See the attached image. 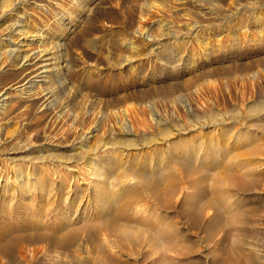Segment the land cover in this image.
Listing matches in <instances>:
<instances>
[{
  "label": "bare ground",
  "instance_id": "1",
  "mask_svg": "<svg viewBox=\"0 0 264 264\" xmlns=\"http://www.w3.org/2000/svg\"><path fill=\"white\" fill-rule=\"evenodd\" d=\"M101 1H103V0H101ZM200 1H202V0H192L193 3L194 2H200ZM231 1L233 4H235L234 0H231ZM237 1L238 0H236V2ZM86 2H87V0H0V213H2L5 216H11L15 209L22 207L23 210H25V213L22 217H19L17 219L13 218L17 224V227L20 228L19 233H17V235L14 234L12 236H9L4 241L0 240V264H35V262H36L35 260L39 259L38 258L39 256H42L44 254L46 255L47 253H51V255L62 260L65 258H67V259L72 258L74 256L75 257H81L80 254L82 252H85V257L90 259V251L88 252L87 249L85 251H82L78 255V252L80 250H82V249H79V251H77L78 249H75L76 248L75 243H76V239H77L78 235L80 236V237L78 236L79 237L78 240H81L83 243H90L92 245V250H94L99 256L108 252V253H112V256H111V254H110V256L113 259V255H115L113 253L117 254L118 250L121 249V251H123L125 249H124V247H123V250H122V248H119V247H118V249L116 248V245L111 241V239H109V238H111V236L108 237L107 236L108 234L104 233L105 227L102 228V230L104 232L102 230L100 231L101 228H100L99 224H102V223L107 225L106 227H109L111 230H112L111 227L113 226L114 227L113 229H115V227H116L117 229H120L121 231L123 230V231L130 232L131 234L135 233L138 235H142V237H145V239H146L145 241L148 245L147 247H149V246L151 247V249L150 248H148V249H150L152 254L157 255L159 264L163 263L165 260H166L165 264H167V262L170 261V258L168 259V255H169L168 253L172 249V245L177 244V247L174 246L176 249L175 253L178 249L181 250V248H178V246L179 245L182 246V244H180V243H183V242H179V244H178V242L176 244L173 242L174 244H172V242L170 240V238L171 237L173 238V236L178 238V236H177L178 233L176 231H178V232L180 231V230H176L175 232L172 231L174 229L173 227L176 225L174 223V221H172V223L175 225H173L172 223H171V225H173V227L170 225V221L173 217H171L170 221L168 220L169 224L166 223V220L163 218V214L161 217L160 215H158V213L154 212V209L156 207L155 208L153 207L154 208L153 211L147 207L149 204L146 203L147 201L145 200V198L144 199L142 198L143 199L142 201H143V203L146 201L145 203L147 204V206L143 205V203H142V205H140L141 203L135 204L133 202L134 203L133 204L132 201L134 199H137V198H133V200H129L128 198H129V196H131V194L129 196L127 195L126 197H128L127 199L129 201L126 202L127 199L125 198L126 203L124 202V199H123V202H124L123 204H121V201L119 203V204L123 205L122 207L120 206L122 208L121 213L116 212V213H119V216L115 217V216L111 215L115 218H110V221H109V219H107L110 216L109 215L110 212L111 211L113 212V210H115L113 208H115L116 207L115 205L117 204L116 199L114 197H112V192L108 191V189H109L108 181L111 179V178L109 179V177L114 176L112 174L117 172L116 169L117 170H120V169L123 170V168L131 166V167H133V168H131L132 170L133 169L136 170L135 169L136 166H133L132 164H134V163H135V165L137 163L141 164V160L139 158L141 152L136 153L135 151L132 152V150H135L137 147L139 148V146L141 148H143L144 146L146 147V146L152 145V144L153 145L154 144H161L162 145L159 147L157 146L153 149L154 153L155 152L158 153V155H161L162 158L155 160L156 162H154V163H152L151 158H150V161L142 162V169L143 170L141 169V171H139V172L137 171V173H136V174H138V176H140V179L147 181L145 183L146 193H143L142 196H145V194H146V196L148 195V197L152 198V200L154 199V202L158 201V203H161L162 205L164 204L167 206L169 205L168 203H171L173 201V199L171 201V196H172L173 188L175 189L176 185H172V184L166 185V183L164 182L163 184H165V185L163 186L162 183H161L162 184L161 185L159 182H157L156 180H153V179L159 178L158 180H161L162 182H163L162 179H164L163 177H165L164 181L165 180L168 181L171 178L173 179L172 176L170 178V174H171L170 172L175 171V169H173V167H172V164L173 163H175L174 165L178 164V163H176V161L179 162V160L181 159V158L177 159V154H178L177 143L180 139L177 138L176 141H174V139H175L174 134H176V136H177L178 134L183 133L185 130L187 132L189 130V126H188L189 124L185 125L186 124L185 121H183L185 123L181 122V124H180V122L172 124V123H170L171 118L168 119L170 121L165 120V119H161L160 116L155 115L154 113H152L151 115L149 114L150 116H148V114L145 113L146 111L143 112L145 110V107H144V110L142 108L143 111H142V114L140 116L138 113L139 109L138 110L134 109L135 111H137L138 116L132 117V114L130 112H132L134 110L132 109V111H130L128 109V108H131V107H129V105L113 107L107 114V117L109 119V120L107 119L108 123L105 122L106 118H104L103 116L97 117L96 122H94L95 124H93L94 126H90L89 122H88L89 123L88 125L83 124V126H75L72 123L73 119L75 121V120L80 118V117L78 118V116L80 114L78 115L77 114L78 112L76 114H74L73 112L69 111L70 109L68 110L67 107H68L69 101L70 100L72 101V98H70L69 95L64 96L66 90L69 89V87H68L69 82L66 83V78L69 76L68 74L70 73V71L72 70V68L74 66L73 63H71L70 58L74 57L73 58L74 62H75V60H76V62H78L80 59L82 60V61L80 60L81 62H78V63H80L81 67L78 69L75 68L76 73L78 72L77 75L80 77L79 79L81 82L80 84L78 83L80 86H76V87H80L81 91H84V90L86 91V89L88 87H90V85L92 84L93 80L97 77L99 78L100 75L102 73H104L101 71V69H100L101 67L99 66L100 67L99 68L98 65H96L97 63L96 64L95 63L94 64L88 63V60L85 61L84 59H82L83 56H85L84 58H86V57L89 58L90 56H92L91 54L89 56V54L87 53L90 50L87 49V52H86V50L84 51L83 49L82 50H77V49L75 50L72 48V45L70 44V37H71L70 35L74 31H76L78 24L84 18H86L87 14L92 9V8L90 9V6H84V3H86ZM96 3H95V5H96ZM155 3H156V1H155ZM160 3H162V1ZM114 4H112V6H110V7H116L117 6V4H116V6H114ZM172 4H174V2ZM237 4L238 5H236V6L234 5L236 7L235 10H234V8H231V7H227V8L223 7L224 11H225L224 14H222V16H219L220 19L217 22L214 21L215 23H217V28L219 27L218 31L214 32L215 35L213 34L216 37V39L218 38V35H221L223 33L225 34L229 21L233 22L232 20L234 19V14L237 17H240V15L246 13V8L239 3H237ZM149 5H151V4H149ZM154 5L156 6V4H154ZM96 6H94V7H96ZM155 6L145 7V4H144V7H142V8L140 7L141 10L139 13L138 20L136 21V25L134 26V28L132 30V37L138 38V39H140V41H142L144 43V45H145L144 47H146V49H148V51H147L148 54L146 52H143V53H146V55H143L142 57L141 56L136 57V58H134L135 56L127 57V55L125 57L122 54V56H124L125 58L116 64V66L120 72V78L122 80L126 81V83H130V82L136 83V82L143 81L145 79H156L159 81L163 80L164 83L165 82L167 83L170 79L179 80V79H182L183 76L188 75L190 73H193L194 71H200V70H203L207 67L210 68V66L213 63L215 64L217 62V59L219 57H224L226 55L225 53L221 52V49H220L221 44L219 43V41H221V40H219V39L215 40L216 42H214L212 44L210 43L211 45L208 48L204 47L206 49H204L205 51L203 53H200V54L193 53L192 54L191 51L193 52L194 50L189 51V49L187 47L189 44H191V42L193 41L194 38L190 39L191 37H189L187 39L174 38V40L171 38L173 41H171L170 43H167L169 45L166 47L169 50V54L167 56H163L162 51L159 50L161 48L158 49L159 45L163 44V43H161L162 42L161 39H156L155 36H153L148 31L150 29H147L145 31L144 25H143L144 21L146 19V16L149 14H152L150 12L155 10ZM158 7H160V6H158ZM211 7L212 8H206V9L208 11H213V9H215L216 5L211 4ZM221 7H222V5H221ZM261 7H263V6H261ZM261 7H260V10H261ZM180 9H181V7H180ZM194 9H196V8H194ZM202 9H203V7H202ZM202 14H204V13H202ZM197 15H198V13H197ZM211 15H213V13ZM215 15L217 16V14H214V16ZM90 18H92V17H90V14H89V19ZM207 18H209V16ZM252 18H253L254 22L256 23V26H257L255 28L256 30L255 29L251 30V33L249 34L250 35L249 38L245 37L247 35L243 34V30L241 32L238 30L240 32V34H239L240 36L237 38V40L235 39L236 40L235 44H238L239 43L238 41H240V42L246 43L247 46L249 44H253V46H256L259 49H262L264 47V34H261L258 39H255V38L259 33L264 32V14H260V11H259V13H255L252 16ZM215 19H213V20H215ZM90 21H92V20H90ZM155 22L158 26L162 27V22H163L162 20H157V21L155 20ZM82 23H83V21H82ZM84 24L86 25L87 23H84ZM83 25H82V27H83ZM251 25H252V23H251ZM206 26H207V24H206ZM246 26H248V25H246ZM164 27H165L164 29H166V30L170 28L167 23L164 25ZM200 27H201V24H199V22H195L193 24L186 23L184 26L185 31H187V34L189 36L193 35L195 32H198V30H200ZM239 27H240V25H239ZM236 28H237V25H236ZM243 28H244V26H243ZM83 29H84V27H83ZM83 29H79V30H81L80 31L81 33H83V31H82ZM247 33H249V32H247ZM162 35L163 34H159L158 38ZM84 36H86V34L83 35V37ZM87 36H88V34H87ZM120 38L121 37H119L118 39H120ZM219 38L221 39V37H219ZM126 39H128V38H126ZM86 40H88V39H86ZM116 42L115 43L113 42L112 44L113 45L117 44ZM80 43H81V41H80ZM122 43H123V41H122ZM207 44H206V46H207ZM107 45H108V43H107ZM132 45H133V40H129L127 42H124V45L122 47L127 48V50L131 49L130 51L132 52V50H134L131 48ZM155 45H158L157 49L159 51H157V52H156V48L154 47ZM97 46H99V45H96V48H97ZM109 46H111V44ZM223 46L224 45H222V48H223ZM78 47H79V44H78L77 48ZM91 47H92V45H91ZM81 48H83V47L81 46ZM84 48H88V47H84ZM119 49H121V48H119ZM146 49H144V50H146ZM164 49H165V47H164ZM199 49L200 48H198V51H199ZM133 52L135 53V51H133ZM109 53H111V52H109ZM190 53H191V56H189ZM133 61L135 62L134 65L131 64ZM151 64L154 66L153 68H151V66H152ZM108 68H111V67L108 66ZM145 68H146V70L150 69V71H148V72L144 71ZM113 69H114V67H113ZM205 71H207V70H205ZM216 71H215V73H216ZM195 75H197V74H195ZM95 76H97V77H95ZM75 77H77V76L75 75ZM216 77H218V76H216ZM68 78H67V81H69ZM101 78H102V75H101ZM187 78H189V77H187ZM72 79H74V78H72ZM219 79L221 80V78H219ZM242 79H243V77H242ZM227 80H229V79H227ZM238 80H240V79H238ZM248 80H249V78H248ZM70 82H71V80H70ZM216 82H218V81H216ZM216 82H214V84ZM257 83H259V82H257ZM78 84H76V85H78ZM251 84H254L253 79H252ZM199 85H202V83L200 84V82H199ZM203 86H205V85H203ZM94 87H95V85H94ZM195 87H197V86H195ZM258 87H259V85H258ZM92 88H93V86H92ZM92 88H91V91H93ZM122 88H124V87H122ZM224 88H225V86H224ZM236 88H237V86H236ZM76 89H78V92H79L80 89L79 88H76ZM206 89H207V87H206ZM193 90L197 91L196 88ZM219 90H221V89L219 88ZM226 90H228V89H226ZM224 92H226V91H224ZM240 92H241V90H240ZM250 92H252V91H250ZM67 93H69V92L67 91ZM98 93H96V95ZM197 93L200 94V92H197ZM242 93H243V91H242ZM91 94H93V93L91 92ZM237 94H239V93H237ZM81 95H83V94H81ZM87 95H88V93H87ZM122 95H120V97L124 98V97H122ZM220 95H222V94H220ZM242 95H245V94H242ZM240 96H241V94H240ZM95 98H94V100H95ZM98 98H100V97H98ZM197 98H199V96ZM248 98H250V97H248ZM76 99H78V98H76ZM199 99H201V97ZM253 99H254V97H253ZM104 100L105 99H103V102H104ZM202 101H204V100H202ZM133 102H134V100H133ZM133 102H132V104H133ZM168 102H169V100H168ZM243 102H244V100H243ZM249 102H250V100H249ZM97 103H99V102H97ZM217 103H219V102H217ZM235 103L237 104V101ZM86 105L88 106V104H86ZM137 105H140V103ZM199 105H202V104H199ZM220 105H223V103ZM239 105H242V104H239ZM254 105H255V103H254ZM254 105L249 104L248 107H251ZM142 106H143V104H142ZM146 106H148V104H146ZM211 106H213V105H211ZM233 106H234V104H233ZM256 106H254V108ZM69 107H71V106H69ZM133 107L136 108L135 106H133ZM137 107H140V106H137ZM206 107H207V105H206ZM259 107L264 108V102H262V104L259 105ZM209 108H207V109H209ZM242 108L243 107H241V109ZM261 108H260V110H261ZM77 109H79V108H77ZM213 109H214V107H213ZM238 109L240 110V107ZM245 109L241 110V111H239V110L233 111L229 115L226 114L227 112L225 114L219 113V114H216L214 116L207 117V118L202 117L203 116L202 115L201 116L202 119L199 118V116H193L194 123H192L190 121L191 122L190 128L196 129L198 131V135H200L201 133H202V135L207 134V137L205 139H203L204 136L200 137V141L191 147V153L190 154L187 151V148L183 147L182 160H180V161H182L181 163L183 165H184V163L189 165V166H187V165L184 166L188 171L196 172V173L199 172L201 174L205 173V176H207L206 173H208V170L204 169L205 165L211 164V163L217 164L219 161V164L226 165V168H223L225 170L229 169V167H231V168H233L234 166H236V168L238 167L239 170H241L240 172H243V173L239 172V174H238L237 171H239V170L236 169L235 171L237 172V174L239 176L241 174L242 175L244 174L246 176L254 177L255 179H258V180L259 179L261 180L264 177V155H261L264 153L261 152L260 155H258V157H254L255 156L254 154H256L254 152V148H255V146L258 145V141L262 142V140H263V142H264V139L261 137V136H263L262 131L261 130L255 131V130H251L250 128L245 130V131L241 130V129L238 130L239 125H242L243 122H245L247 124H250V122H251L252 126L258 125L256 123H255L256 125L253 124V122H257V123L262 122L263 123L264 122V112H263V115H258V116L256 115L257 117H252V116L248 115V111L246 113ZM91 110H92V108H91ZM209 110H211V109H209ZM234 110H236V109H234ZM85 111H84V113H85ZM204 111L206 112V110H204ZM211 111H209V112H211ZM251 111H255V110L252 109ZM99 112L102 113V111H99ZM218 112H220V111H218ZM79 113H81V112H79ZM135 113L136 112H134V114ZM140 113H141V111H140ZM97 114H95V115H97ZM249 114H251V113H249ZM260 114H261V112H260ZM90 117H88V118H90ZM203 118H206V119H203ZM177 119H176V121H177ZM82 120H85V118L83 116L81 117V122H82ZM186 121H187V119H186ZM84 123H86V122H84ZM138 125H140L143 129H145V128L149 129L150 127H152L153 130L156 132V134H155L156 137L154 138V136H152L150 134H141V132H139L140 134H138L137 131H139V129L137 130V128H136ZM243 125H245V124H243ZM228 126H231V128H230L231 133H229L230 135H227L228 134L227 133ZM146 129H145V132H146ZM194 129H192V130H194ZM204 129H206L205 132H204ZM150 130H148V131H150ZM201 131H203V132H201ZM233 132H234V134H236L235 137L233 136L234 137V144H236V143L240 144L238 146V149L242 148V149L247 151V152H245L246 154L242 155L243 153L241 152L242 151L241 150L240 155H242V156H239L238 158L234 155L236 152L235 153L233 152L234 154L231 152L229 155L232 154L233 156L236 157V158L234 157L235 159L232 158V155L227 157L228 155L223 153L233 143V137H231V134H233ZM190 136H192V135H190ZM223 136H225V137H223ZM178 137H180V136H178ZM196 137H197V135H196ZM171 138H174V139L171 140ZM189 139H190V137H189ZM260 139H262V140H260ZM218 140H220V142H218ZM213 141H215V143H213ZM203 142L204 143L207 142V143L202 144ZM261 144H260L259 148L264 143L262 145ZM179 148H181V147H179ZM257 148H258V146H257ZM261 149H262V147H261ZM244 150H243V152H244ZM237 155H239V152H237ZM164 156L166 158H169L170 162L167 161V162H169L168 164H165V162L163 161ZM208 166H206V167H208ZM183 168H181V170ZM219 168H221V167H219ZM219 168L216 169V166H215V169L218 171H220ZM129 169H130V167H129ZM137 169H139L138 166H137ZM207 169H209V168H207ZM223 169H221V170H223ZM225 170H223V171H225ZM231 170H228V171L231 172ZM183 171H185V170H183ZM218 171L213 170V172H216L217 174L219 173ZM134 172H136V171H134ZM236 172H234V170H233L234 175ZM223 173L225 175L227 173V171H226V173L225 172H223ZM187 174H188V172H187ZM191 174L192 173H190L189 175L191 176ZM171 175H173V174H171ZM218 175H220V177H221L222 174H218ZM124 176H125V174H124ZM127 176H128V172H127ZM211 176H209V177H211ZM202 177L204 179L203 175H202ZM209 177H206L205 180L209 179ZM220 177H218V179L216 178L215 181L217 182V180H219ZM121 178H124V177L121 176ZM177 178L173 179V181L174 180L177 181L176 180ZM224 178H223V181H224ZM134 179L135 178H132L133 182H134ZM211 179H213V178H211ZM249 179H251V178H249ZM220 180H222V179H220ZM170 181L172 182V180H170ZM133 182L128 181V183L124 184L125 186H123V190L124 191L128 190V192H129V190L131 191L132 189H134V191H133V194H134L135 189H139V188H137V186L135 184H134L135 186H133L132 185ZM135 182H136V180H135ZM218 182H220V181H218ZM262 182H264V181H262ZM182 183H179V184H181V186H180L181 189L176 187L178 190H180V191H176V192H178V196H177L176 200H180V204H179L180 206H186V205H189V206L193 205L194 206V205H196L197 209L201 210V209H204V206H209V205H213V204L218 206V201H220V204H221V200H223V202H225V201H227V198L229 196H230V198L232 196L231 195L232 191L231 190H230L231 192L228 191L229 189H232V188H227L228 189L227 192L223 193V196L220 197L221 200H219L220 198L217 200V198L215 197L216 195H214V193H213L214 192V190H213L212 194L214 196H211L208 199L206 198V200L203 201L204 200L203 196L200 193V191H202L203 188L202 189L200 188L201 190L199 191V188L197 189V186H196V188H194V186H192L196 190L189 191L188 187L191 188V186H189V185H194L196 182H194V183L192 182L193 184L190 183L188 185V187H185L184 185H183L184 187H182ZM197 183H198V181H197ZM199 183H201V182H199ZM209 183H211V182L209 181ZM256 183H258V182L256 181L255 184ZM260 183L261 182H259V184ZM115 184H116V182H115ZM179 184H178V187H179ZM216 184L217 183L214 184L213 180H212L211 185L219 186L218 188L216 187L214 189H219L221 186L216 185ZM218 184H221V183H218ZM137 185H138V183H137ZM185 185H186V183H185ZM211 185H209L210 188L213 187ZM226 186L228 187L227 184H226ZM141 187H142V185H141ZM198 187H200V186H198ZM203 187H204V185H203ZM193 188H191V189H193ZM224 188H226V187H224ZM73 190L78 193L75 196L76 199H77V197H79V195H81V196L78 199L77 208L75 207L74 212L72 214V212L68 210V207L73 206L74 202L71 200L70 201L67 200V197H68L69 193H71L70 191H73ZM141 191L138 190V193L141 194L140 193ZM223 191H221V192H223ZM225 191H226V189H225ZM136 192H137V190H136ZM144 192H145V190H144ZM173 192H175V190ZM138 193H135V194L138 195ZM209 193L211 195V192H209ZM55 194H59L62 198L64 197V199L62 200L63 202L61 201L60 203L55 204V205L61 206L59 208L60 211H56L53 215L49 216L48 210L51 209V207L49 209H48L49 206L42 207L43 212L39 211L38 207L34 208L33 205L36 204V202H40L43 200H45L47 204H49V203L54 204L56 199H53L52 201H50V199H51V196H54ZM135 194L133 196H135ZM175 195H177V194L175 193ZM204 195H207V194H204ZM139 196L141 197V195H139ZM234 196H235V198H237L236 195H234ZM175 197H174V199H175ZM204 197H206V196H204ZM233 197H232V199H233ZM150 198H149V200H150ZM230 198H229V200H230ZM146 199H147V197H146ZM152 200H150V201L152 202ZM130 201H131V203H130ZM134 201L138 202V199L134 200ZM148 203H149V201H148ZM174 203H177V202H174ZM174 203H172V204H174ZM233 203H235V202H233ZM30 204H33L32 205L33 207ZM155 204L158 205L157 203H155ZM222 204L220 206H222ZM215 205H214V209H216V207H217V206L215 207ZM158 207H159V205L157 206V208ZM234 207L236 208V206H234ZM121 208H119L117 210H120ZM208 208L209 207H206V209H208ZM217 208L219 209V206ZM224 208L226 209L227 207H224ZM221 209H219V211ZM231 209H232V206H231ZM188 210H189V208H188ZM185 211H187V210H185ZM190 211H191V209H190ZM229 211H231V210H229ZM157 212H159V211H157ZM208 212H210V210H208ZM226 212H227V209H226ZM116 213L114 212V215ZM195 213H197V212H195ZM200 213H202V212H200ZM186 214H189V213L187 212ZM192 215H194V214H192ZM228 215H229V213H228ZM238 215H239V212H238ZM199 217H201V216H198V218ZM167 219H169V218H167ZM213 219H215V218H213ZM221 219H223V218H220V220ZM225 220H226V218H225ZM227 220H229V219H227ZM182 221H184V220H182ZM202 221H205V220H202ZM1 222H3V220ZM197 222H199V221H197ZM215 223H217V221ZM229 223H230V220H229ZM223 224L225 226V223H223ZM212 225L211 226L209 225L210 228L213 227ZM90 226L91 227L93 226V231L90 230V228H89ZM101 227H102V225H101ZM98 228H100V229H98ZM183 228H185V227H183ZM10 229L12 230V228H10ZM110 229L107 228L106 231L110 230ZM4 230H5V228H4ZM210 230L212 232V228ZM13 231H14V229H13ZM27 231H30V233H31L30 235H33V237H35V235H37L38 237L36 236L37 238L35 237V239H38V238L43 239L44 241H46V243L41 244V245L38 244L39 242H37V241H34V242H36L34 244L30 243V241L28 240L29 236L27 237V235H28ZM6 232H8V231H6ZM110 232H113V231H110ZM183 232H185V230ZM53 233H54V235H53ZM116 233H117V231L114 234H116ZM118 233H119V231H118ZM207 233H209V231H207ZM121 235L126 236V232H125V234H121ZM180 235L181 234H179V236ZM125 236H123V237H125ZM132 236H133V234H132ZM33 237H32V239H33ZM127 237H129V236H127ZM135 237H136V235H135ZM179 238H182V237H179ZM137 239H140V238H137ZM30 240H31V238H30ZM131 240H133V239H131ZM134 240H136V239H134ZM140 241H144V239L140 240ZM176 241H178V240H175V242ZM180 241H181V239H180ZM116 242L117 241H115V243ZM126 243L130 247V245H129L130 243L129 242H126ZM136 243H138V242H136ZM91 245H89V247ZM118 245H119V243H118ZM181 246H179V247H181ZM130 248H128V249H130ZM141 250H142V248H141ZM121 253H123L125 255L124 252H121ZM82 254H84V253H82ZM117 255H119V254H117ZM117 255H115V256H117ZM177 255H178V253H177ZM169 256H172V255L170 254ZM173 256H174V254H173ZM82 258H84V257H82ZM82 258H80V259H82ZM105 258L108 259L110 257L105 256ZM2 259H5V261H2ZM91 259H92V256H91ZM98 259L101 260L100 257ZM112 259H110V260H112ZM84 260H82V261H84ZM100 260H99V262H100ZM42 261H45V258ZM95 261L97 262V257H96ZM102 261H103V259H102ZM113 261H114V259L111 261V263ZM46 262H47V258H46ZM48 262H50V264H51L52 261H48ZM65 262H67V261H65ZM43 263H45V262H43ZM53 263L54 262H52V264ZM62 264H65V263L62 262ZM82 264H84V263H82ZM86 264H88V262Z\"/></svg>",
  "mask_w": 264,
  "mask_h": 264
},
{
  "label": "rangeland",
  "instance_id": "2",
  "mask_svg": "<svg viewBox=\"0 0 264 264\" xmlns=\"http://www.w3.org/2000/svg\"><path fill=\"white\" fill-rule=\"evenodd\" d=\"M105 1L104 0L103 1H101V0H87V2L84 3V6H90V9L92 8L93 10L92 9L90 10V12L87 14L88 17L86 16V18H84L82 20L83 23L81 21L78 24L76 31H74L70 35L71 36L70 37V44L72 45V48L73 49H75V50L76 49L77 50H82L83 49L84 51L86 50V52H87V49L90 50L87 53L89 54V56H90V54L92 56H90L89 58L88 57L84 58L85 56H83L82 59H84L85 61L88 60V63H93V64L94 63L95 64L97 63L96 65H98V67L100 66L101 68L100 67L99 68L101 69L102 72H104V73L101 74L102 75V78H101V75H100L99 78L97 76H95L97 78H95L93 80V82L90 85V87H88L86 89V91L85 90L84 91H81L80 87H76V86H80L79 84L81 83L80 82V79H79L80 77L77 75L78 72L76 73V69H78V68L81 67L80 66V63H78V62H81L82 60L80 59L81 61L79 60L78 62H76V60L74 59L75 62H76L75 63L73 61V58L74 57L70 58L71 59V63H73V65L75 67L73 66L72 70L68 74L69 75L68 76L69 78L68 77L67 78H68L69 81H67V78H66V83L69 82L68 83L69 89L66 90L64 96H68L69 95V97L72 98V101L71 100L69 101V104H68V107H67L68 110L70 109L69 111L70 112H73L74 114H76L77 112H78L77 113L78 115L80 114L79 116L77 115L78 118L80 117L79 119H77L75 121H74V119L72 120V123L75 126H83V124L84 125H88L89 123H90V126H94L93 124H95L94 122H96L98 116H103L104 118H106V121L105 122L108 123V120L109 119L107 117V114L115 106L119 107V106H127V105H129V107H131V108H128L130 111H132V109L133 110L134 109L135 110H138L139 109L138 110L139 116L142 114V111L144 110V107H145V110L143 112L146 111L145 113L148 114V116H150L152 113H154L155 115L160 116L161 119L168 120V119L171 118L170 119L171 121L170 120H168V121H170V123H172V124L173 123L174 124L175 123H179V122L181 124V122H183V121L186 122L185 125H188L189 124L188 125L189 126V130L187 132H186V130L184 132L182 131L183 133L178 134L177 136H176V134H174L175 135L174 136L175 139L174 138H171V140L174 139V141H176L177 138L180 139L178 141V143H177V147H178L177 159H180L181 158L180 160H182L183 147H186L187 148V151L190 154L191 153V147L193 145L197 144L200 141V137L204 136L203 139H205L207 137V134H203L202 135V133H201L200 134L201 136H200V135H198V131L196 129L190 128L191 122L194 123L193 116H199V118L202 119V117H206L207 118V117H211V116H214L216 114H219V113L220 114H223V113L225 114L227 112L226 114L229 115L233 111H238L239 110L238 109L239 107H240V110L239 111L244 110L246 108L245 109L246 110V113L248 111V115H250L252 117H257L258 115H263L264 108L259 107V105H261L262 102H264V47L262 49H259L258 47L253 46V44H249L247 46L246 43H244V42L238 41L239 42L238 43L239 45L238 44H235V42H236L237 38L240 36L239 34H240V32L242 30H243V34L244 35H247L245 37L246 38H249L250 37L249 34L251 33V30H254L257 27L256 26V23L254 22V20L252 18V16L255 13H259V11H260V14H264V0H238L237 2H236V0H234V3L235 4H233L231 0H219V1L218 0H202L200 2H194V3L192 2V0H134V1L133 0L132 1L131 0H105ZM155 1H156V3H155ZM161 1H162V3H160ZM173 2H174V4H172ZM95 3H96L97 6L95 5ZM237 3L243 5L246 8V13L240 15V17H237L234 14V19L232 20L234 23L231 22V21H229L228 27H227V30H226L225 34L223 33L221 35H218V38L217 39L221 40V41H219V43L221 44L220 45L221 52L225 53L226 55L224 57H219L217 59V62L215 64L213 63L210 66V68L207 67V68H205L203 70H200V71H194L195 73L193 72V73H190L188 75H185V76L182 77V79H179V80L170 79L167 83L165 82L166 84L164 83L163 80L162 81H159V80H156V79H145L143 81L136 82V83H132V82L129 81L131 83L130 84V83H126V81H124V80H122L120 78V72H119V70H118V68L116 66V64L119 61H121L122 59H124L126 57V55H127V57L135 56L134 58H136V57H140V56L142 57L143 55H146V53L148 54V52H147L148 49H146V47H144L145 46L144 43L142 41H140V39L133 38L132 37V30H133L134 26L136 25V21L138 20L139 13H140V10H141L140 7L141 8L144 7V4H145V7L155 6L154 4H156L155 10H153L152 12H150L152 14H149V15L146 16V19H145L144 24H143L144 25V30L146 31L147 29H150L148 31L153 36H155L156 39H161V41H162L161 43H163L164 45L163 44L162 45H159V47H158V45H155L154 47L156 48V52L160 50V51H162L163 56H167L169 54V50L166 48L169 45L167 43H170L171 41H173L174 38H180V39H182V38L183 39H187L189 37H191L190 39L194 38L193 41L191 42V44H189L187 48L189 49V51L194 50L193 52L191 51L192 54L193 53H195V54L203 53L205 51L204 49L208 48L212 43L216 42L215 40H217L216 37L214 36L215 35L214 32L215 31H218L219 27L217 28V23H215V22H217L220 19L219 16H222V14H224V12H225L224 11V8L231 7V8H234V10H235V8H236L235 6L238 5ZM112 4H114V6H116V4H117V6L116 7H110V6H112ZM149 4H151V5H149ZM211 4H215L217 8L215 7V9H213V11H208L206 8H212L211 7ZM221 5H222V7H221ZM260 5L263 6V7H261ZM94 6H96V7H94ZM158 6H160V7H158ZM182 6L183 7L185 6V7L183 8ZM180 7H181V9H180ZM202 7H203V9H202ZM260 7H261V10H260ZM194 8H196V9H194ZM197 13H198L199 16L197 15ZM202 13H204V14H202ZM212 13H213V15H211ZM89 14H90V17H92L90 19H89ZM214 14H217V16L216 15L214 16ZM208 16H209V18H207ZM213 19H215V20H213ZM90 20H92V21H90ZM155 20L156 21L157 20H162L163 21L162 22V27L158 26L156 24ZM195 22H199V24H201L200 30H198V32H195L196 33V34L194 33L195 35L193 34V35L189 36L187 34V31H185L184 26H185L186 23L193 24ZM84 23H87L86 24L87 26ZM166 23L170 27L167 30L164 29L165 28L164 25ZM251 23H252V25H251ZM206 24H207V26H206ZM82 25H83L84 29H83ZM236 25H237V28H236ZM239 25H240V27H239ZM246 25H248L249 27L246 26ZM243 26H244V28H243ZM79 29H83L82 30L83 33H81L80 32L81 30H79ZM247 32H249V33H247ZM85 34H86V36L83 37V35H85ZM87 34H88V36H87ZM159 34H163V35L158 38V35ZM261 34H264V32L263 33H259L256 36L255 39H258ZM119 37H121V38L118 39ZM219 37H221V39ZM85 38L88 39V40H86ZM126 38H128V39H126ZM129 40H133V45H132L131 48L134 49V50H132V52L135 51L136 54L134 52L132 53L130 51L131 49L127 50V48L122 47L124 45V42H127ZM80 41H81V43H80ZM122 41H123V43H122ZM113 42L114 43L116 42L117 44H114L113 45L112 44ZM107 43H108V45H107ZM78 44H79V47L77 48ZM110 44H111V46H109ZM206 44H207V46H206ZM91 45H92V47H91ZM96 45H99V46H97V48H96ZM222 45H224L223 48H222ZM81 46L83 48H81ZM84 47H88V48H84ZM157 47H158V49L161 48L162 50L161 49L158 50ZM164 47H165V49H164ZM204 47H206V48H204ZM119 48H121V49H119ZM198 48H200L199 51H198ZM144 49H146V50H144ZM137 50L138 51L140 50V51L138 52ZM109 52H111V53H109ZM143 52H146V53H143ZM191 53L189 54V56H191ZM122 54L125 57L122 56ZM131 64L134 65L135 62L133 61ZM108 66L111 67V68H108ZM112 66L114 67V69H113ZM153 67L154 66L152 65L151 68H153ZM150 69H147L146 70V68H145L144 71L148 72V71H150ZM205 70H207V71H205ZM215 71H216V73H215ZM74 74L78 78L75 77ZM195 74H197V75H195ZM216 76H218V77H216ZM187 77H189V78H187ZM242 77H243V79H242ZM72 78H74V79H72ZM219 78H221V80ZM248 78H249V80H248ZM227 79H229L230 81L227 80ZM238 79H240V80H238ZM252 79H253V83L254 84H251L252 83ZM70 80H71V82H70ZM216 81H218V82H216ZM254 81L256 83L259 82V83H257L259 85V87H258V85ZM199 82H200V84L202 83V85H199ZM214 82H216V83L214 84ZM76 84H78V85H76ZM94 85H95V87L97 89L94 87ZM203 85H205V86H203ZM92 86H93V88H92ZM195 86H197V87H195ZM224 86H225V88H224ZM236 86H237V88H236ZM122 87H124L125 89L122 88ZM206 87H207V89L208 88L209 89L211 88L210 89L211 91L209 89L207 90ZM76 88H79L80 89L79 92H78V89H76ZM91 88H92L93 91H91ZM195 88L197 89V91L196 90H193ZM219 88L221 90H219ZM226 89H228V90H226ZM240 90H241V92H240ZM67 91L69 93H67ZM224 91H226V92H224ZM242 91H243V93H242ZM250 91H252V92H250ZM91 92L93 94H91ZM197 92H200V94L197 93ZM87 93H88V95H87ZM96 93H98L99 95L98 94L96 95ZM217 93L219 95L220 94H222V95L219 96ZM237 93H239V94H237ZM81 94H83V95H81ZM240 94H241V96L243 98L240 96ZM242 94H245V95H242ZM120 95H122V97H124V98H121ZM198 96H199V98L201 97V99L197 98ZM75 97L78 98V99H76ZM98 97H100L101 99L98 98ZM248 97H250V98H248ZM253 97H254V99H253ZM94 98H95V100H94ZM103 99H105L104 102H103ZM133 100H134V102H133ZM168 100H169V102H168ZM202 100H204L205 102L202 101ZM235 100L237 101V104L235 103L236 102ZM243 100H244V102H243ZM249 100H250V102H249ZM97 102H99V103H97ZM132 102H133V104H132ZM217 102H219V103H217ZM139 103H140V105H137ZM216 103L220 107L222 106L223 108L222 107L220 108ZM222 103H223V105H220ZM248 103L249 104H253V105L255 103L254 106L257 105L255 107L256 109L254 108V106L248 107V105H249ZM86 104H88V106ZM142 104H143V106H142ZM146 104H148V106H146ZM199 104H202V105H199ZM233 104H234V106H233ZM239 104H242V105H239ZM132 105L135 106L136 108H134ZM206 105H207V107H206ZM211 105H213V106H211ZM69 106H71V107H69ZM137 106H140V107H137ZM213 107H214V109H213ZM241 107H243L244 109L243 108L241 109ZM77 108H79V109H77ZM91 108H92V110H91ZM142 108H143V110H142ZM207 108L211 109L212 111L209 110V109H207ZM260 108H261V110H260ZM234 109H236V110H234ZM252 109H254L255 111H251ZM135 110L132 111V112H130L132 114V117L138 116V113ZM204 110H206V112ZM84 111H85V113H84ZM99 111H102L103 114L100 113ZM140 111H141V113H140ZM209 111H211V112H209ZM218 111H220V112H218ZM79 112H81V113H79ZM134 112H136V113L134 114ZM260 112H261V114H260ZM249 113H251V114H249ZM95 114H97V115H95ZM82 116L85 118L86 121L85 120H82V122H81V117ZM88 117H90V118H88ZM206 118H203V119H206ZM176 119H177L178 122L176 121ZM186 119H187V121H186ZM84 122H86V123H84ZM185 122H183V123H185ZM255 123L258 124V125L257 126H254V125L252 126L251 125V122H250V124H247V123L243 122V124H245V125L242 124V125H239L240 128L238 126L237 127H238V130L241 129V130H244V131L247 130V129H249V128L251 130H255V131L261 130L262 131V135L264 136V129H263L264 128V122L263 123L262 122L261 123L260 122H258V123L257 122H253V124H255ZM139 126L140 125H138L136 127L137 130L139 129V131H137L138 134H140L139 132H141V134H150V135L154 136V138L156 137L155 136L156 132L153 130L152 127H150L149 129H146L145 128L146 129V132H145V129H143L141 126L140 127ZM230 128H231V126H228V128H227V133L228 134L227 135H230L229 133H231ZM192 129H194V130H192ZM148 130H150V131H148ZM205 131H206V129H204V132ZM201 132H203V131H201ZM190 135H192V136H190ZM196 135H197V137H196ZM235 135L236 134H234V132H233V134H231V137H233V136L235 137ZM178 136H180V137H178ZM263 136H261V137L264 139ZM189 137H190V139H189ZM223 137H225V136H223ZM234 137H233V143L223 153L227 154L228 155L227 157H229V156L232 155V154L229 155L231 152L232 153L233 152L234 153L236 152L235 154L234 153L233 154L238 158L239 156H242V155L246 154L245 152H247V151L244 150V149H242V148L241 149H238V146L240 144H238V143H236L237 145L234 144ZM260 140H262V139H260ZM215 141H213V143H215ZM218 142H220V140H218ZM205 143H207V142H205ZM205 143L203 142L202 144H205ZM261 143L262 144L264 143L263 140H262V142L258 141V145H257L258 148H257V146H255L254 152L256 154H254L255 155L254 157H258V155H260L261 152L264 153V144L262 145ZM260 144L262 145L261 146L262 149H261V147L259 148ZM157 146L159 147V146H162V145L161 144H154V145L152 144V145H148L146 147L144 146L143 148H141L139 146V148L138 147L136 148L137 150L136 149L135 150H132V152L135 151L136 153L137 152H139V153L141 152L140 153V157H139L140 160H141V164L140 163H137L136 165H135V163L132 164L133 166H136L135 167L136 170H134V169L132 170L131 168H133V167H131V166H129L131 170L129 169V167H125V168H123V170L120 169L122 172L120 170H117L116 169L117 172H115V173L112 174V175H114V176H112L113 178L112 177H109V179L110 178L111 179L108 181V187H109L108 191L109 192H112V197H114L116 199V203L117 204L115 205L116 207L113 208L115 210L112 209L113 212L112 211L110 212V214H109L110 216L107 219H109V221H110V218H115L116 216H119V213H121V210H122L121 207L123 206L121 204H123L126 201V199L128 198V197H126L127 195L129 196L131 194V196H129V198H128L129 200H133V198H137L139 203L136 202V201H134V200H137V199H134L132 201V203L133 202L135 204L136 203L137 204H140L141 203L140 205H142V203H143L142 200L145 198V200L147 202L145 200L144 201L147 204H149V205L147 206V204L145 202L143 203V205L147 206L152 211L156 207L155 208L156 210L154 209V212L158 213V215H160L161 217H162V214H163V218L166 220V223H168V224H169V221H170L171 217H173L171 219V221H170V225H171L172 221H174V223L177 226L172 223L173 225H175L174 227H173V225H171L174 228L172 231L175 232L176 230H180L179 232L176 231L178 233V235H177L178 238H176L175 236H173V238L171 237L170 240H171L172 244H174V243L176 244L177 242L179 244V242H183V243H180V244H182V246L179 245L181 247L178 246V248H181V250L177 248L179 251L177 250L178 252L176 251V253H175V250L176 249H175L174 246L177 247V244L176 245H172V249L169 251L168 254L169 255L171 254L172 256L174 254V256L172 257V256H169L168 255V259L170 258V261L171 262L169 261V262H167V264H170V263L171 264H264V182H262V181H264V177L261 179L262 180L261 181L260 179L258 180V179H255L254 177L246 176L244 174L243 175L241 174L239 176L238 174H239V172L241 170H239L238 167L237 168H236V166H234L233 168L229 167V169L225 170L223 168H226V165L219 164V161H218L217 164H212L211 163V164L205 165L204 169L208 170V173H206L207 176H205V173L204 174H201L199 172L196 173V172H190V171H188L184 167L187 164L183 162L184 163V165H183L181 163L182 161L179 160V162L176 161V163H178V164H176L177 166L174 165L175 163L172 164V167H173V169H175V171L174 172L171 171L170 173L173 174L174 176L169 173L170 174V178H171V176L173 177V179H175V178L178 177L176 179L177 181L174 180L175 181L174 182L172 178L169 179L168 181H166V180L164 181L165 177H163L164 179H162L163 182L161 180H158L159 178H157V179L154 178L153 180H156L160 184L161 183L163 184L165 182L166 185H168V184L176 185L177 188H180L181 184H179V183H182V182H183L182 183V187H184V186L185 187H188V185L190 183L193 184L194 182H196L194 185H189V186H191V188H193L192 186H194V188H196V186H197V189L199 188V191L203 188L202 191H200V193H201V195L203 196V199H204L203 201H205L206 198L208 199L209 197L214 196V195H216L215 197L218 200L221 196H223V193H226L227 192V190H228L227 188H232V189H229L228 190V191H230V190L232 191V194H231L232 196H231V198H230V196L227 198V201L228 202L227 201L223 202V200H221V198L219 199V200H221V204L223 203L225 205L224 206L222 204V206H220L221 205L220 204V201H218L219 209L222 208L220 211L217 208L218 206L215 205V204L209 205V206H204V209L198 210L196 205H194V206L193 205L192 206H189V205L180 206L179 205L180 204V200H176L177 199V196H178V192H176V191H180V190H178L174 186L175 189L173 188V191L175 190V192L172 191L171 201L173 199V201L174 202H177V203H174L173 201L172 202L170 201L171 203H168L169 204L168 206L167 205H164V204L162 205L161 203H158V201L157 202H154V199L152 200V198L148 197V195L146 196V194H145V196H142L143 193H146V185H145V183L147 181L146 180L144 181V180L140 179V176H138V174H136L137 171L138 172L141 171V169H142V162L150 161V158H151L152 163H154V162H156L155 160H158V159L162 158L161 155H158V153H156V152L154 153V150L153 149L155 147H157ZM179 147H181V148H179ZM243 150H244V152H243ZM258 150L259 151L261 150V151L259 152ZM240 151L243 153L242 155H240L241 154ZM237 152H239V155H237ZM261 155H264V154H261ZM235 156L232 155V158H234ZM164 157H163V159H164L163 161L165 162V164H168L170 162L169 158H166V157L164 158ZM167 161H169V162H167ZM137 166H138L139 169H137ZM187 166H189V165H187ZM206 166H208V167H206ZM215 166H216V169H218L219 167H221V168H219L220 171L216 170L215 169ZM181 168H183V169L181 170ZM207 168H209V169H207ZM221 169H223L225 171H223ZM236 169L239 170V171H237L238 174L235 171ZM183 170H185V171H183ZM213 170L214 171H218L219 172L218 174H222L221 177L216 172H213ZM228 170H231V172L228 171ZM233 170H234V172H236L235 175L233 173ZM134 171H136V172H134ZM226 171H227L228 174L226 173ZM127 172H128V176H127ZM187 172H188V174H187ZM209 172L210 173L212 172V173L210 174ZM223 172H225L226 174L224 175ZM190 173H192L191 176L189 175ZM230 173L231 174L233 173V174L231 175ZM240 173H243V172H240ZM124 174H125L126 177L124 176ZM202 175L204 176V179H203ZM208 175L209 176L212 175L213 177L212 176L209 177ZM121 176L124 177V178H121ZM206 177H209V179H206L205 180ZM218 177H220V178L216 182L215 180H216V178L218 179ZM132 178H135L134 179V182L136 180V182L138 183V185H137L136 182L135 183L133 182ZM211 178H213V179H211ZM223 178H224V181H223ZM249 178H251V179H249ZM220 179H222V180H220ZM170 180H172V182ZM212 180H213V183L214 184L217 183L216 185H220L221 186L220 187L221 189L220 188L219 189H214L216 187L218 188L219 186L211 185L212 184ZM128 181H132L133 182L132 185L133 186L136 185L137 188H139V189H135V193H138V190L139 191L142 190L140 192L141 194L138 193V195H137V194L134 193L135 196H133L134 195L133 194L134 189H132L131 191L129 190L130 193L128 192V190L127 191H124L123 190V186H125L124 184L128 183ZM197 181H198V183H197ZM209 181L211 183H209ZM218 181H220V182H218ZM256 181L258 183L255 184ZM115 182H116V184H115ZM199 182H201V183H199ZM259 182H261L262 184L261 183L259 184ZM185 183H186V185H185ZM218 183H221V184H218ZM178 184H179V187H178ZM226 184L228 185V187L226 186ZM141 185H142L143 188L141 187ZM164 185L165 184H163V186ZM203 185H204V187H203ZM209 185H211L213 187L210 188ZM198 186H200V187H198ZM224 187H226V188H224ZM188 188H189L188 189L189 191L196 190L194 188L193 189H191L190 187H188ZM225 189H226V191H225ZM136 190H137V192H136ZM144 190H145V192H144ZM213 190H214V192H213ZM221 191H223V192H221ZM70 192L71 193H69V195L67 197V200L73 201L74 204H73V206H69L68 207V210L71 211L72 214H73L75 207L77 208L78 199L80 198L81 195H79V197H77V199H76L75 196L78 193L76 191H74V190L73 191H70ZM209 192H211V195H210ZM212 192L214 193V195L212 194ZM175 193L177 195H175ZM204 194H207V195H204ZM139 195H141V197ZM234 195H236L237 198H235ZM204 196H206V197H204ZM146 197H147V199H146ZM174 197H175V199H174ZM232 197H233V199H232ZM149 198H150V200H152V202L149 200ZM229 198H230V200H229ZM53 199H56L55 202H54V204H51V203L47 204L46 201L43 200V201H40V202H36V204H34V205L33 204H30V205L31 206L33 205L34 208L35 207H38L39 211H41V212H43L42 211L43 210L42 207L49 206L48 209L51 207V209L48 210L49 216H51L56 211H60L59 208L61 206L55 205V204L60 203L64 199V197L62 198L59 194H55L54 196H51L50 201H52ZM123 199H124V202H123ZM128 199H127L126 202L129 201ZM120 201H121V204H119ZM148 201H149V203H148ZM232 201L235 202V203H233ZM130 203H131V201H130ZM155 203H157L159 205L158 208H157L158 205H156ZM172 203H174L175 205L172 204ZM214 205H215V207L217 206L216 209H214ZM230 205L232 206V209H231V206ZM234 206H236V208ZM206 207H209V208L206 209ZM224 207H227L226 208L227 209V212L229 210H231V211L228 212L229 215L226 212V209ZM119 208H121V209L120 210H117ZM188 208H189V210H188ZM190 209H191V211H190ZM185 210H187V211H185ZM208 210H210V212H208ZM157 211H159V212H157ZM114 212L115 213L116 212H119V213H116L114 215ZM187 212L189 214H186ZM195 212H197V213H195ZM200 212H202V213H200ZM238 212H239V215H238ZM24 213H25V210H23L22 207H20L18 209H15L11 216H5L2 213H0V234H1L0 235V240L4 241L9 236H12L14 234L17 235V233H19V229L20 228L17 227V224H16V222L14 221L13 218L17 219L19 217H22L24 215ZM221 213L222 214L224 213V214L222 215ZM192 214H194L196 217L194 215H192ZM111 215H113L115 217H113ZM198 216H201V217L198 218ZM167 218H169V219H167ZM213 218H215V219H213ZM220 218H223V219L220 220ZM225 218H226V220H225ZM227 219L230 220V223H229V220H227ZM2 220H3V222H1ZM182 220H184V221H182ZM196 220L199 221V222H197ZM202 220H205V221H202ZM215 220L217 221L218 224L215 223L216 222ZM223 223H225V226H224ZM99 225H100V228L101 229L100 228H98V229H100V231L102 230L103 227H105L104 228V231L105 232L103 230L102 231L104 233H107L108 234L107 235L108 237L111 236V238H109V239H111V241L116 245V248L117 249H118V247L119 248H122V250H123V247L125 249L123 251H121V249L118 250V253L117 254H119V255H117L116 253H113V254H115L117 256L113 255L114 261L112 263H111V261L113 260L111 258L112 253H108L107 252V253H104L103 255H100L99 256L94 250H92V245L90 243H83L81 240H78V238L80 237L78 235L79 237L77 236L76 243H75V247H76L75 249H78L77 251H79V249H82V250H80L78 252V255L82 251H85L87 249L88 252L90 251V259L87 258V257H85V252H82L84 254H82V253L80 254L81 257H75L74 256L72 258H68V259L65 258V259H62V260H60L59 258H56L55 256L51 255V253H47L46 255L44 254L45 256L44 255L39 256L38 257L39 259L35 260L36 261L35 264H38V263L39 264H50V262H48V261L54 262L53 264H62V262L65 263V264H82V263L86 264L87 262H88V264H92V263L93 264H157V263L159 264L157 255L151 253V251H150L151 247L150 246L147 247L148 245H147V243L145 241L146 239H145V237H142V235H138V234L132 233L133 234V236H132V234L130 232L123 231V230L121 231L120 229H117L116 227H115V229H113L114 227L112 226L111 227L112 230H111L109 227H106L107 225H105L104 223L99 224ZM101 225H102V227H101ZM209 225L210 226L211 225L213 226V227H211L213 233L211 232V230H210L211 228H210ZM183 227H185V228H183ZM4 228H5V230H4ZM8 228L9 229L12 228V230L11 229L9 230ZM89 228H90L91 231H93V226L92 227L90 226ZM107 228L110 229V230H107L108 232L106 231ZM13 229H14V231H13ZM184 230H185V232H183ZM206 230L209 231V233H207ZM6 231H8V232H6ZM110 231H113L114 233L117 231L116 234L118 236L116 234H114L113 232H110ZM118 231H119V233H118ZM125 232H126V236L123 235V236H125V237H123L121 234H125ZM27 234H28L27 237L29 236L28 237L29 238L28 240L32 244L36 243L34 241L39 242L38 244H40V245L46 243V241H44L43 239H39V238L38 239H35V237L37 235L34 234L35 237H33V235H30L31 234L30 231H27ZM179 234H181V235L179 236ZM53 235H54V233H53ZM135 235H136V237H135ZM127 236H129V237H127ZM32 237H33V239H32ZM179 237H182V238H179ZM30 238H31V240H30ZM130 238L133 239V240H131ZM137 238H140V239H137ZM134 239H136V240H134ZM143 239H144V241H140V240H143ZM174 239L175 240H178V241L175 242ZM180 239H181V241H180ZM114 240L117 241V242L115 243ZM123 240L124 241L126 240V241L124 242ZM126 242H129L130 243L129 245H130V247L132 246L131 247L132 249L128 246V244ZM136 242H138V243H136ZM118 243H119V245H118ZM84 244L85 245L87 244V245L85 246ZM88 244L91 245V246L89 247ZM128 248H130V249H128ZM141 248H142V250H141ZM148 248H150V249H148ZM121 252H124L125 255L123 253H121ZM177 253H178V255H177ZM110 254H111V256H110ZM91 256H92V259H91ZM105 256L106 257H110V258H108L109 260L107 258H105ZM82 257H84V258H82ZM96 257H97V262L95 261L96 260ZM99 257L101 258V260L98 259ZM44 258H45V261H42ZM46 258H47V262L48 263L46 262ZM80 258H82V259H80ZM102 259H103L104 262L102 261ZM110 259H112V260H110ZM82 260H84V261H82ZM99 260H100V262H99ZM2 261H5V259H2ZM65 261H67V262H65ZM43 262H45V263H43ZM52 262H51V264H52ZM165 263H166V260L163 263H160V264H165Z\"/></svg>",
  "mask_w": 264,
  "mask_h": 264
}]
</instances>
